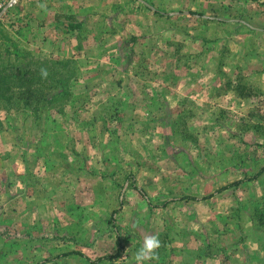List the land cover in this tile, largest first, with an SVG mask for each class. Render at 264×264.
I'll list each match as a JSON object with an SVG mask.
<instances>
[{
    "label": "rangeland",
    "instance_id": "obj_1",
    "mask_svg": "<svg viewBox=\"0 0 264 264\" xmlns=\"http://www.w3.org/2000/svg\"><path fill=\"white\" fill-rule=\"evenodd\" d=\"M102 2L20 0L12 20L29 17L30 28L0 33V45L18 43L29 60L72 61L68 70L55 66L68 72L72 97L50 105L51 112L37 111L36 102L28 108L16 100L7 109L0 102V209L5 214L10 191L22 189L18 210L26 202L34 209L23 239L16 237L20 225L8 231L0 224V234H12L0 239V264L12 257L2 251L11 243L26 247L27 264H264V95L251 99L255 106L220 97L231 81L241 90L246 74L243 66L228 67L225 46L216 54L220 95L209 96L214 81L203 73L216 70L207 61L219 38L201 7L174 17L161 15L159 2L153 13L138 0H107L110 8ZM237 4L250 12L264 0ZM88 7L91 26L103 32L79 39L62 30L55 40L41 36L55 51L28 47L38 31L62 26L57 15ZM112 27L118 31L106 30ZM220 31L225 39L232 29ZM114 34L125 47L108 52ZM196 40L210 45L197 48ZM203 85L208 92L197 96ZM141 92L148 106H137ZM200 98L205 104L197 106ZM118 236L123 250L116 256Z\"/></svg>",
    "mask_w": 264,
    "mask_h": 264
},
{
    "label": "crops",
    "instance_id": "obj_2",
    "mask_svg": "<svg viewBox=\"0 0 264 264\" xmlns=\"http://www.w3.org/2000/svg\"><path fill=\"white\" fill-rule=\"evenodd\" d=\"M90 6H93V4H95L96 1H103L102 4L106 7V5L108 4V2H106L107 0H88ZM115 1V0H113ZM136 1V0H135ZM140 2L141 5H143L146 9L151 10L152 13L155 12L156 8H157V2L162 3L163 6V10H161L159 12L161 15H165V16H174L177 17L179 15H185L188 11L186 10L187 8H191V7H196V8H191L193 9H200L201 10L199 12L201 13V17L212 24V29L214 30V33L216 32V36L219 38L215 41H213L214 43V49H219V51L217 52V50L215 52H213V57L210 60H208V64L214 65V69L216 67V70H213L211 72H207V73H203V77H209L212 78L213 82V86L212 89L210 90V92L208 93L209 96H218L220 95V97H225V96H230L231 98L233 97L236 102L238 101H242V100H247V103L251 106H255L257 105V103L252 102L251 99L252 98H257V95L260 96L261 94L264 95V7H253L251 6V10L250 12H248L246 9H244L243 6H240L239 4H237V0H138ZM263 1V0H261ZM87 5V4H86ZM195 5V6H192ZM71 6V5H70ZM108 8L111 7V4L107 5ZM113 6V5H112ZM247 7V6H246ZM89 7L88 8H84L81 9V11L77 10L78 12L76 13L75 10H73L72 12H69L70 15H76V17H78L79 19L84 20V28L81 32L82 33H87V32H102L104 31V29L100 28L98 29L99 25H96L95 27L91 26L92 22V18L89 15ZM92 10V8H91ZM82 11H84V15L81 17ZM82 14V15H83ZM103 14V13H102ZM88 16V17H87ZM129 25V24H128ZM64 26H61L60 28H58V26L55 24L52 28V30L50 29H43L42 31H38L37 32V36H36V40L37 42H32L30 44H28V47L33 49V50H52L55 51V49H52L53 44L55 43L54 41H52L51 39L53 37L57 38L59 36V32H62V30H64L65 35H73V38H76L77 35L79 34V32H68L66 29L63 28ZM226 27H229V29H232L230 35L228 36V38L222 39V34H219V32H221L220 30H225ZM125 28V26H124ZM150 29V27L148 28ZM106 30H110V32H117L116 30H114V28H108ZM125 30V29H122ZM235 31H246L247 34H249L251 36V34H255V36H257L256 38H254V40H251L249 37L246 40L240 41L237 40L236 37L237 35H233L235 33ZM46 32V34H45ZM43 33V34H41ZM50 35V37H49ZM41 36H46L51 38L47 43V45L42 44V41H44V38ZM260 37V38H258ZM72 39V38H71ZM55 40V39H54ZM46 42V41H45ZM74 42V41H73ZM49 43H52L49 44ZM65 43L66 41L63 40V42H61V49L65 48ZM196 47H206L209 42H206L204 40H196ZM212 43V42H210ZM77 44V43H76ZM137 44V42H136ZM45 46V47H44ZM74 46L75 49L78 48L77 45H75L74 42ZM77 46V47H76ZM229 49L230 48V52H232V55L228 58V67L232 70H235V68H237L238 66H243L244 67V79H242V86H241V90H238V85L235 84L234 82H230L229 84V88L227 89L226 92L224 93H218L216 94L218 91H220V87L218 90V85H217V81L219 80L218 78V67L220 62L217 61V57L216 54H221L222 49H225L226 47ZM105 47L108 48V52L112 51V48L114 47V49H124L125 47V43L122 42L121 40H116L115 39V34L113 37H111L108 40V43L105 44ZM103 47V49L105 48ZM222 48V49H220ZM59 49H57L58 51ZM103 50L101 49L102 52ZM123 52V51H122ZM123 56V54H122ZM171 57V55L169 56ZM216 57V58H215ZM220 57V56H219ZM136 58V57H134ZM205 56H201V58H199V62L200 64H206L205 61ZM235 60H237L235 62ZM198 62V63H199ZM211 62V63H210ZM117 63L121 64L123 63V61L121 60H117ZM211 76V77H210ZM231 79L235 82H238L235 78V76L231 77ZM241 82V80H240ZM240 86V85H239ZM211 87V85H210ZM204 88V89H203ZM252 88H257L259 91H252ZM206 89V90H205ZM244 91V92H242ZM148 92L147 94H145L146 96H152V94H149L150 91H144ZM208 92V88L202 87V89H200L199 86H197V90L195 92V94L198 95H205ZM142 93V92H141ZM139 93L137 95V97L139 98L137 106L139 107H144V106H148L147 102H144V93ZM158 95H160L161 93H157ZM165 95V94H164ZM163 94H161L160 96H163ZM143 96V97H142ZM155 96V94H154ZM208 96V97H209ZM184 100V99H182ZM205 98H200L197 99L196 103L197 106L199 105H204ZM213 101V100H212ZM168 102V101H167ZM122 103V102H120ZM183 103V101H182ZM181 103V104H182ZM165 111H168L169 108L171 107L170 102L168 103V105L163 106ZM143 108H141L142 110ZM82 111H83V106H82ZM24 174V173H22ZM21 191V192H20ZM12 192V194L10 193V197L8 200V203H5V211L6 213L3 214V209H0V224L4 225L6 227H8V231L9 230H13L15 229H19V225L21 226V231H20V236H16L17 238H21L23 239V235L22 233L27 231V223H26V219L28 218L29 215H31L29 213V211L32 209L34 210L32 207H30L29 209L27 208V204L28 202H26L24 204L23 207H21V210H18V202L17 199L20 197V194L22 196V199L24 200V193H23V189L17 191H10ZM20 193V194H19ZM7 200V199H6ZM10 204V206H8ZM36 213V212H35ZM4 215V219L2 221L1 217ZM26 223V224H24ZM8 231H6L3 234H0V239H6V236L9 240H12V234L8 233ZM77 241H80L79 238L76 237ZM11 243V242H10ZM12 246H14L12 243L9 245V248H4L2 251H5L7 253L8 256H12L10 257L8 260H5V264H27L26 258H27V250L26 247H21L20 249L17 248H12ZM3 246L0 244V248H2ZM14 256V257H13ZM71 258V260H75V258L72 257H68Z\"/></svg>",
    "mask_w": 264,
    "mask_h": 264
},
{
    "label": "trees",
    "instance_id": "obj_3",
    "mask_svg": "<svg viewBox=\"0 0 264 264\" xmlns=\"http://www.w3.org/2000/svg\"><path fill=\"white\" fill-rule=\"evenodd\" d=\"M57 20L62 23L63 28L68 32H79L77 38H81V32L84 28V20L79 19L76 15H57ZM66 19L63 21L62 19ZM29 17L21 18L19 21L11 20L9 21V17H6V21L0 23V33H3L6 30H15L14 33L20 31V29L26 31L29 26L32 24L31 20H28ZM38 28V27H37ZM8 40V39H7ZM2 47V51H0V102H6L4 109H7V104H11L16 100H21L23 105L26 107H31L32 102H36V106L38 107H46L48 112L51 110L48 108L50 105L55 103L66 102L72 97L71 85L69 80L66 78L68 72L60 69H55V66L62 65V68L69 69L72 65L71 60H52L47 59L42 61L41 58H36L31 55V59H27L28 53L24 52L23 47L14 41H7V44L0 45ZM41 54V53H40ZM43 55V54H42ZM12 57H15L11 60ZM15 60H21L14 64ZM24 65H19V64ZM49 63L50 66H47ZM29 64H36L35 68L33 66H29ZM50 70V71H48ZM48 79H52L49 83V93H43V87ZM37 86V88H35ZM18 90V91H17ZM55 90H60L56 94H51L50 92ZM65 106H67L65 104ZM66 108V107H65ZM65 108H61L59 110V114L65 112ZM46 111V112H47ZM47 112V113H48ZM49 114V113H48ZM64 114V113H63ZM40 118H36L38 121ZM75 151V149H74ZM264 170L261 169L259 172L262 173ZM257 177V175H256ZM254 177V178H256ZM238 184L234 183V185ZM232 185H228L222 188V190L229 188ZM138 190L143 193L141 189ZM145 196V194H143ZM117 210L113 212V216L116 214ZM118 252L116 256H119L122 253L123 246L122 242L118 236L117 238ZM69 253H66L63 256H67ZM105 257H101L98 261H102Z\"/></svg>",
    "mask_w": 264,
    "mask_h": 264
},
{
    "label": "built area",
    "instance_id": "obj_4",
    "mask_svg": "<svg viewBox=\"0 0 264 264\" xmlns=\"http://www.w3.org/2000/svg\"><path fill=\"white\" fill-rule=\"evenodd\" d=\"M20 0H0V23L6 21V17H9V21L12 20L11 14L16 9Z\"/></svg>",
    "mask_w": 264,
    "mask_h": 264
}]
</instances>
